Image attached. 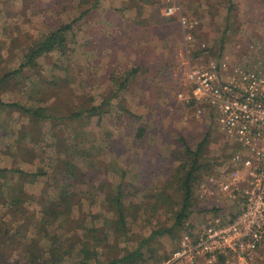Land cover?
<instances>
[{"label":"rangeland","instance_id":"obj_1","mask_svg":"<svg viewBox=\"0 0 264 264\" xmlns=\"http://www.w3.org/2000/svg\"><path fill=\"white\" fill-rule=\"evenodd\" d=\"M173 1L0 0V74L18 69L33 41L57 24L72 26L63 48L38 56L1 91L4 103L40 108L49 117L0 107V264H30L37 245L44 252L51 247L49 236L66 240L69 251L59 264H78L82 243L96 253L89 264H104L147 237L141 264H176L185 232L238 209L200 197V184L226 169L233 147L207 108L197 116L193 103L184 102L186 73L227 56L230 64L261 62L264 0H177L199 22L197 39L208 47L201 57L196 45L184 43L176 15H167ZM93 108L97 113L89 115ZM204 139L190 212L173 226L182 202L180 165L188 169L192 161L185 148L195 150ZM67 162L78 170L64 177L58 168ZM108 187L120 188L122 223L105 201ZM20 189L17 206L7 194ZM61 192L69 194L70 224L42 219V206L59 201ZM93 226L95 238L86 234ZM212 264L227 262L221 256ZM247 264H264V242Z\"/></svg>","mask_w":264,"mask_h":264},{"label":"built area","instance_id":"obj_2","mask_svg":"<svg viewBox=\"0 0 264 264\" xmlns=\"http://www.w3.org/2000/svg\"><path fill=\"white\" fill-rule=\"evenodd\" d=\"M165 11L176 15L186 46L196 45L192 50L204 54L208 47L197 39L198 20L177 0ZM190 52L187 49V57ZM186 80L190 91L184 102L193 103L197 116L207 108L233 147L226 169L200 184V197L239 207L225 218L214 216L185 232L174 258L176 264H198L200 259L212 264L222 256L227 264H247L264 242V56L254 65L230 64L228 56L210 59L190 66Z\"/></svg>","mask_w":264,"mask_h":264},{"label":"trees","instance_id":"obj_3","mask_svg":"<svg viewBox=\"0 0 264 264\" xmlns=\"http://www.w3.org/2000/svg\"><path fill=\"white\" fill-rule=\"evenodd\" d=\"M230 1V0H229ZM232 4V3H231ZM72 26L70 23L64 24L63 22H60L57 24L54 28H52L47 34H44L41 36L38 40L33 41L32 45L29 46L28 52L25 54L24 60L20 64L18 69H15L13 71L4 72L0 74V95L3 87L7 85L12 78V76L19 74L22 69L25 67H28L30 65H33L35 62V59L38 56L43 55L44 53L56 48L59 46V48H63L65 44V37L69 30H71ZM145 29H147L145 27ZM143 30V28H142ZM148 30V29H147ZM198 30V29H197ZM144 31V30H143ZM1 106H8L12 108V110H21L23 114L25 115H31L32 117H35L37 119L47 118L49 115H46L42 109L40 108H29L24 107L22 104L19 103H4L0 98V107ZM87 112V111H86ZM96 108H93L92 111H90L89 115L96 114ZM205 139L198 145L197 149L190 150L188 146H186L185 151L190 152L192 155V161L188 167V169L184 168L183 163L180 165V172H183L178 179V183H180V190H182V202L179 205V208L177 209L176 213V219L173 226H181L182 220L188 216V213L190 212V207L192 205V182L196 179V171L200 170L201 167L199 165V162L197 161V155L198 152L200 153V150L203 148L205 144ZM58 170H60L63 173V176L65 177V174L70 173V175H74L75 170H78L72 162L66 163V168L59 167ZM0 174L2 175V171H0ZM84 172H80L74 177H77L78 175H83ZM207 176V174L204 175L203 179ZM210 176V175H208ZM32 178H35V174L31 176ZM201 177H198L200 179ZM174 179V183H176V179ZM202 179V180H203ZM198 181H201L198 180ZM106 190H109V194L106 196V202L109 208L113 207L117 210V218L118 223H122L123 217H124V209H123V202H122V194L120 191V188L117 187L114 191L112 188L108 187ZM23 191L20 189L19 192L16 194V192H9L7 194L8 198H10L14 203L17 204V206L20 205V203L17 201ZM69 194L67 192H61V196L59 201H52L51 199L47 201V204H44L42 206V219L49 220L51 222L57 221L60 217H63L64 222L67 224H70L73 222V219L71 217L72 208H70L71 203L69 199ZM24 200V199H23ZM48 205V207H46ZM42 221H40L41 223ZM82 222H79V224ZM43 228V227H42ZM44 230H47V228H44ZM98 229L96 227H90L86 230V234L89 235V237L94 236L97 233ZM156 232H153L149 237H152L155 235ZM91 234V235H90ZM50 238L51 247L48 248L46 252L43 251V249L37 245L36 252L37 255H32V258L30 260V264H59L61 261V257L65 252H68V249H64L62 245H64L63 241H66L62 236H54ZM148 242V237L146 239L141 240L140 244L132 249L124 253L121 257L111 259L110 261L104 263V264H141L140 262L143 261V251L141 250L142 244H145ZM74 244V243H73ZM98 244V243H97ZM80 252L82 253V257L78 264H89V258L95 256V252L93 250H90L88 243H82L80 247ZM34 254V253H33ZM46 255V256H45ZM94 264H100L98 261H96Z\"/></svg>","mask_w":264,"mask_h":264},{"label":"crops","instance_id":"obj_4","mask_svg":"<svg viewBox=\"0 0 264 264\" xmlns=\"http://www.w3.org/2000/svg\"><path fill=\"white\" fill-rule=\"evenodd\" d=\"M143 29H144V27H143ZM147 29H148V28H147ZM144 30H145V29H144ZM147 43L150 44L149 41H148ZM162 43H163V42H162ZM144 51H146V52H145L146 54H150V55H153V52H154L153 50H151V49H149V48L144 49ZM161 51H162V50H161ZM165 53H166V52H164V54H165ZM155 55L158 56V55H161V54H160L159 52H156V51H155Z\"/></svg>","mask_w":264,"mask_h":264}]
</instances>
